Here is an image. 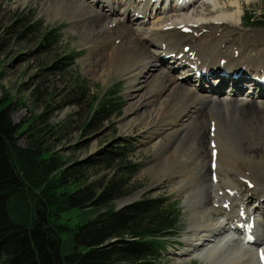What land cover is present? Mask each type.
<instances>
[{"label": "bare ground", "instance_id": "bare-ground-1", "mask_svg": "<svg viewBox=\"0 0 264 264\" xmlns=\"http://www.w3.org/2000/svg\"><path fill=\"white\" fill-rule=\"evenodd\" d=\"M35 1L43 2L44 8L63 13L69 26L78 25L86 31L88 50L96 52L93 54L96 64L92 66H100L102 75L114 72L128 80L125 90L128 106L124 117L127 119L124 122L139 120L137 126L160 130L155 134L158 141L153 145L157 154L154 176L176 177L186 198L193 200L194 208L198 205L196 212L188 218V233L196 238L190 248L180 254L209 248L206 256H211L222 246L227 231L240 227V233L235 231L240 240L238 250L223 258L225 253L214 254L211 256L213 263L264 264V231L257 227L260 222L264 226V89L258 91L259 97L255 101H251L250 91L246 93L242 87H236L241 82L253 91L261 88L255 79L261 78L264 82V34L256 40L242 38L231 30L223 35L213 29L202 32L204 27L199 26L204 25L203 20L196 17L200 14L188 16L185 13V8L192 7L198 0H175L166 9L158 7V13H162L158 19L160 26L153 31L144 28L143 20L137 21L136 17L132 21L127 17L132 11L144 19L159 0H139L141 8L135 7L133 0H93L95 4H104L106 11L103 6L98 9L92 1L86 0ZM151 1H155L152 6ZM212 3L215 13L216 7H220L217 0ZM230 3L239 5V0ZM120 4L123 8L118 10ZM201 4V7L205 5ZM231 5L221 7L229 9ZM239 11L237 6L236 18ZM115 13L120 15L116 21L112 18ZM238 18L241 20L242 17ZM213 20L219 25L221 20L226 22L222 15ZM194 27H199L197 32L193 31ZM143 41H148L158 51H149ZM219 58L225 61L217 62ZM170 62L171 71L181 69V78H175L167 69L169 67L163 68L164 63ZM219 63L221 67H216ZM190 64L203 76H197L196 69ZM209 72L223 76L213 78L205 94L198 95L196 89L185 87L184 81L188 79L201 85ZM151 79L155 82L146 88ZM229 81L233 93H222V84ZM216 82L219 85L214 86ZM156 101L159 106L152 109ZM205 186L209 191L204 193ZM241 193L243 199L239 197ZM208 200L219 204L212 209L223 215L207 219L210 223L204 218L205 222L199 223V215ZM124 203L119 202L120 205ZM206 208L210 209L209 206ZM252 221L253 227L250 226ZM253 230L258 233L248 242L246 234ZM214 243L216 245L212 246ZM247 247L253 254H240Z\"/></svg>", "mask_w": 264, "mask_h": 264}, {"label": "trees", "instance_id": "trees-1", "mask_svg": "<svg viewBox=\"0 0 264 264\" xmlns=\"http://www.w3.org/2000/svg\"><path fill=\"white\" fill-rule=\"evenodd\" d=\"M253 17L247 21L264 27V9ZM10 20L16 40H36L41 54L58 50L59 29L43 27L33 10L15 11ZM75 59L71 50L56 57L47 75L61 77L56 82L66 106H87L82 128H98L119 116L123 104L114 93L99 99L90 92L86 80L72 71ZM17 100L1 92L0 264H164L178 222L168 198L143 194L120 208L115 205L141 187L131 182L140 168L129 160L133 143L106 149L101 160L112 174L91 177L81 163H70L50 148L53 132L43 112L21 124L13 121L12 113L22 106ZM21 135L24 145L18 143ZM71 209L81 210V216L69 223L71 217L64 215ZM63 234L68 236L65 252Z\"/></svg>", "mask_w": 264, "mask_h": 264}, {"label": "rangeland", "instance_id": "rangeland-1", "mask_svg": "<svg viewBox=\"0 0 264 264\" xmlns=\"http://www.w3.org/2000/svg\"><path fill=\"white\" fill-rule=\"evenodd\" d=\"M86 1H92V4H95L93 0ZM117 1L120 2L121 0ZM213 1L216 0H198L192 5V7L188 6L185 8V13L188 14V16L200 14L196 15V17L198 18L199 16L203 20L204 25L199 26L204 27L202 28V32L205 33L207 31H212L213 29L217 30L218 34L223 35L227 31L231 30L235 35L242 38H251L256 40L261 39L260 36L264 34V27L250 24L247 21V17L260 16L262 10L264 9V0H239V5H231V0H217V6L220 8L216 7L215 13V8H212ZM154 2L155 1H151V6L155 4ZM173 2H175V0H159L155 7H151L148 10V15H146L144 19L142 15H136L132 11H129L127 18L134 21V19L137 17V21H144L145 29H152L153 31L160 26L158 19L161 18L160 14L162 16V13H158V7L166 9ZM133 4L135 7H142V5L138 6L139 0H133ZM199 4L203 5V7L199 6ZM95 5H97L98 9H102L104 7V4L100 2ZM229 5H231L229 9H224L221 7ZM237 6L240 7V11L237 16L242 17L241 20H239L238 17L236 18L234 15L236 13ZM122 8L123 7L121 4L117 6L118 10H121ZM153 8L154 10H152ZM103 9L106 11V7ZM21 10H33L35 17L42 22L43 27H55L59 29L61 39L58 50L49 54H41L39 51H37L38 45H36V40L29 39L27 41L21 42L14 38V34H12L11 30L8 28V25H11L10 16L13 12ZM57 11L58 10L56 9L53 10V8H44L43 2H36L35 0H0V96L1 92H3V89L7 90L14 97V99L21 100L22 104L19 109L12 113L13 121L17 124H21L26 122L28 119L33 118V116L39 115L41 112H43V120L46 121L45 125L51 126V130L53 132L50 139V148L58 150L59 155L70 163H81L83 171L86 174H89L91 177L96 178H99L100 176L105 178V176L112 174V172L109 173L105 169L106 163L101 160L105 158L103 152L106 149L115 150L114 148L116 146L132 142L134 150L133 153H131L129 160L139 162L140 168L138 173L132 177L131 182L134 185H141V187L139 190L140 193L137 195L135 194L131 200L136 199L143 194L148 196H165L168 198L167 204L169 208H171V210H173L177 216V228L172 232V236L169 237L170 239L168 240L166 248L164 264H206V262L208 264H214V260L211 258V256H214V254L221 252L225 253L222 256L223 258L230 252L235 250L237 251V248L240 246L238 233L228 231V236L224 239L222 246L218 248L217 251L211 256H206L208 255L207 251L209 248H206V251L203 249L202 252L199 250L197 253L193 252L190 254H180V252L183 250L190 248V243L196 238L192 235V233H188V218L191 217L193 211L196 212L198 205L194 208L193 200L191 201V199L188 200L186 198L185 194L179 189V187L182 185L179 184L180 181L176 177L161 178L154 176L153 164L156 163L155 158L157 154L155 153L153 145L158 141V137L155 136V134L160 130H151L153 128L137 126L139 120H136L137 122L133 121L131 123L124 122L127 119L124 117L125 110L128 106V100L125 96L128 80L122 78L119 74L114 72H111L107 75H102L100 66L93 67L92 65L96 64L93 54L96 52L94 51L93 53H90L88 50V46L85 43V41L88 40L86 31H84L78 25L69 26L70 24L64 18L65 15ZM167 11L169 12L170 10ZM169 14H171V12ZM231 14L234 16L229 17ZM219 15L225 16L227 23L221 20L222 22L219 25L218 21L213 20ZM112 18H115L116 21L120 18V15L115 13ZM124 21L126 22L125 19ZM199 27H194L193 31L197 32L196 30ZM259 32L262 33L260 34ZM143 43L149 46L147 47L149 51H158V49L154 47V45L149 44L148 41H143ZM69 50H71L76 55L75 63L72 65V71L74 74L79 75L81 79L86 80L87 84L89 85L90 92L93 91V93L96 94L99 99L107 98V95L114 93L123 104V108L119 116L111 119L110 122L98 128H82V122L84 121L83 118L85 119L84 115L87 110V106L83 105L81 108L66 106L64 104V99H62L63 97L60 95L61 89H59V82H56L57 80H60L61 77L58 79L47 75V68L50 66V63L56 57L61 56ZM152 56L155 55L153 54ZM196 61H198V59H196ZM221 61H225V59L219 58L217 60V62ZM170 66H172V62L163 64V68L169 67L167 69L171 71L172 68ZM216 67H221V64L219 63ZM92 69H95V72H93ZM180 71L181 69L174 68V70L171 71V74H173L175 78L179 79L181 78L179 75ZM194 73L199 74L196 71H194ZM219 76L223 75H217L209 72L206 74V79H204L207 80V83H205L203 80L200 85V83H196L195 80L188 79L184 81V84L187 89H196V93L198 95H203L208 91L209 86L212 84L213 78H217ZM67 77L68 76H65L61 80L65 81L67 80ZM238 77L239 76L236 78ZM255 80L256 83L261 84L262 89L256 88L255 91H253L252 88L249 89L246 83L241 84V82H238V84H236L238 85L236 87H242L243 92L250 91L249 95L251 101H255V99L259 97L257 96L258 91L264 89V82L262 79L260 78ZM154 82L155 79H151L147 83L146 88L149 85H152ZM225 83L222 84L221 92L226 94L233 93V91H230L232 88V85H230L231 81L227 82L226 84ZM54 84H56L55 89H53ZM213 85L217 86L219 84L216 82ZM168 89L163 93H167ZM158 104L159 103L156 101V104L154 103L155 106L152 107V109L157 108L159 106ZM129 125L135 126L129 127ZM127 127L128 129H126ZM25 142L26 138L21 135L19 137L18 143L20 145H24ZM204 191H209L207 186L203 187V192ZM239 197L243 199V193H241ZM117 200H115V205L121 206L118 204ZM209 202L210 201L208 200L205 205L209 206L210 209H207L206 206H204L205 208L202 206L203 210L199 215V218L201 219H198L199 223L205 221L210 223L207 221V219H216V216L220 217L223 215L218 212H214L212 209L213 207H217L219 204ZM249 205H251V203H249ZM207 213L209 214L208 216ZM80 216L81 210L71 209L66 212L64 218L71 217L69 223H72L73 221L79 219ZM203 218L206 220L204 221ZM257 227L258 229L260 228L262 231H264V226L261 222ZM67 237V234L62 235L63 252H65V240ZM208 245L210 246V244ZM211 245L215 246L216 243ZM249 250L250 249L248 247L244 248L240 254L246 256L249 254L252 255V251ZM209 258L211 260H209ZM217 259L219 260L220 258ZM219 263L222 264L221 261Z\"/></svg>", "mask_w": 264, "mask_h": 264}, {"label": "water", "instance_id": "water-1", "mask_svg": "<svg viewBox=\"0 0 264 264\" xmlns=\"http://www.w3.org/2000/svg\"><path fill=\"white\" fill-rule=\"evenodd\" d=\"M139 193H140V192H139ZM139 193H138V194H139ZM129 199H130V198L127 197V198H124V199L119 200L118 202H120V201H125V203H128V202H129ZM125 203H124V204H125Z\"/></svg>", "mask_w": 264, "mask_h": 264}, {"label": "snow or ice", "instance_id": "snow-or-ice-1", "mask_svg": "<svg viewBox=\"0 0 264 264\" xmlns=\"http://www.w3.org/2000/svg\"><path fill=\"white\" fill-rule=\"evenodd\" d=\"M262 259H264V256H262Z\"/></svg>", "mask_w": 264, "mask_h": 264}]
</instances>
